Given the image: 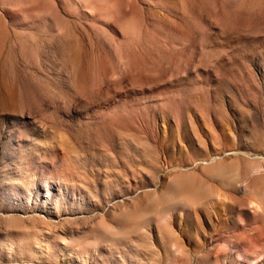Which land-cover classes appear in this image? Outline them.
I'll return each mask as SVG.
<instances>
[{
	"label": "rangeland",
	"instance_id": "obj_1",
	"mask_svg": "<svg viewBox=\"0 0 264 264\" xmlns=\"http://www.w3.org/2000/svg\"><path fill=\"white\" fill-rule=\"evenodd\" d=\"M0 264H264V0H0Z\"/></svg>",
	"mask_w": 264,
	"mask_h": 264
},
{
	"label": "bare ground",
	"instance_id": "obj_2",
	"mask_svg": "<svg viewBox=\"0 0 264 264\" xmlns=\"http://www.w3.org/2000/svg\"><path fill=\"white\" fill-rule=\"evenodd\" d=\"M258 211V210H257ZM176 248V247H175Z\"/></svg>",
	"mask_w": 264,
	"mask_h": 264
}]
</instances>
